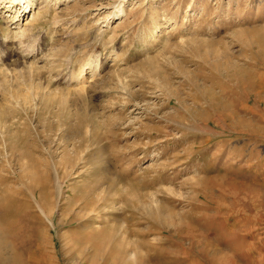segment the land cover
Here are the masks:
<instances>
[{"label": "rangeland", "instance_id": "1", "mask_svg": "<svg viewBox=\"0 0 264 264\" xmlns=\"http://www.w3.org/2000/svg\"><path fill=\"white\" fill-rule=\"evenodd\" d=\"M0 220V264H264V0H0Z\"/></svg>", "mask_w": 264, "mask_h": 264}, {"label": "bare ground", "instance_id": "2", "mask_svg": "<svg viewBox=\"0 0 264 264\" xmlns=\"http://www.w3.org/2000/svg\"><path fill=\"white\" fill-rule=\"evenodd\" d=\"M33 2V1H32ZM20 3V2H19ZM28 4V3H27ZM7 7V6H6ZM5 9H7V8H5ZM26 11V10H25ZM25 11H24V13H25ZM3 12V11H2ZM14 21V20H13ZM14 27V26H13ZM39 177V176H38ZM30 186H31V189L33 188V185L32 184H30ZM5 190V189H4ZM7 191V190H6ZM5 192V191H4ZM7 195V194H6ZM9 196V195H8ZM46 196H47V193H45V192H41L40 193V202H42L43 200H45V198H46ZM24 206V205H23ZM6 207V206H5ZM11 207V206H10ZM25 207H27V206H25ZM5 215V214H4ZM2 217V216H1ZM1 221V220H0ZM2 222V221H1ZM0 228H1V226H0Z\"/></svg>", "mask_w": 264, "mask_h": 264}]
</instances>
